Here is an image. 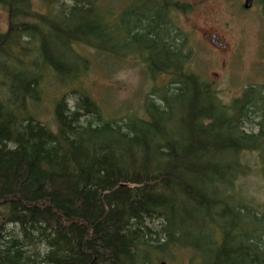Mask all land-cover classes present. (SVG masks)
I'll return each instance as SVG.
<instances>
[{"label":"trees","instance_id":"16d2710c","mask_svg":"<svg viewBox=\"0 0 264 264\" xmlns=\"http://www.w3.org/2000/svg\"><path fill=\"white\" fill-rule=\"evenodd\" d=\"M30 1L0 0L11 18L0 36V264H153L173 249L198 264H264V211L236 195L251 173L244 155L264 153V97L251 87L224 107L189 71L174 20L190 5L133 0L116 14L96 0H44L50 14L33 22ZM80 43L135 57L169 85L144 117L120 123L87 96L74 109L61 98L52 130L30 105L46 74L85 71L72 52ZM255 119L258 132H247Z\"/></svg>","mask_w":264,"mask_h":264},{"label":"rangeland","instance_id":"374dc122","mask_svg":"<svg viewBox=\"0 0 264 264\" xmlns=\"http://www.w3.org/2000/svg\"><path fill=\"white\" fill-rule=\"evenodd\" d=\"M182 1L190 5L192 12L187 15L176 12L174 21L189 38L192 51L189 71L209 86L224 107L242 99L251 87L260 89L264 97V9L258 1L253 0L249 10L244 9L246 0ZM132 2L96 0V5L118 14L123 12L118 10L119 6H130ZM30 6L33 22L35 15L50 14L44 0H31ZM10 19L8 9L0 3V36L8 32ZM209 29L211 36H204L202 31ZM56 47L64 52L59 45ZM72 52L85 60V71L66 81L46 74L40 101L30 105L31 116L52 130L57 129L54 108L61 98L74 109L79 98L87 96L100 107L104 119L120 123L130 116L144 117L146 100L170 82L169 75L150 77L135 57L118 60L82 43L74 45ZM258 122L260 119H255L248 125L247 132L257 133ZM243 162L251 168V173L237 181L236 195L264 211V153H246ZM173 251L155 257L153 264H198L190 251Z\"/></svg>","mask_w":264,"mask_h":264},{"label":"water","instance_id":"95a60500","mask_svg":"<svg viewBox=\"0 0 264 264\" xmlns=\"http://www.w3.org/2000/svg\"><path fill=\"white\" fill-rule=\"evenodd\" d=\"M253 0H246L245 3H244V9L245 10H249L252 8L253 6Z\"/></svg>","mask_w":264,"mask_h":264},{"label":"flooded vegetation","instance_id":"af4514ba","mask_svg":"<svg viewBox=\"0 0 264 264\" xmlns=\"http://www.w3.org/2000/svg\"><path fill=\"white\" fill-rule=\"evenodd\" d=\"M210 32H211L210 29H209V31H208V30H206V31H202L203 35L206 36V37H207V36H211V33H210ZM213 36L215 37V35H213ZM212 44L215 45L213 41H212ZM215 46H216V45H215ZM216 47H217V46H216Z\"/></svg>","mask_w":264,"mask_h":264}]
</instances>
